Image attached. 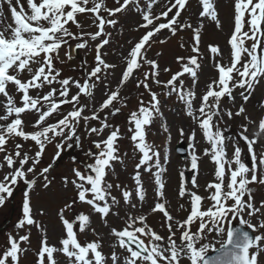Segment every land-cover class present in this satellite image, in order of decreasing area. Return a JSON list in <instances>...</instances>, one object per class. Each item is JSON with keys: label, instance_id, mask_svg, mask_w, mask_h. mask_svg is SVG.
<instances>
[{"label": "snow or ice", "instance_id": "1", "mask_svg": "<svg viewBox=\"0 0 264 264\" xmlns=\"http://www.w3.org/2000/svg\"><path fill=\"white\" fill-rule=\"evenodd\" d=\"M115 3L117 6L110 8L106 0H0V172H4L0 179V207L13 198L21 184L26 186L22 215L14 225L16 234H7L6 246L0 248V264H21L22 256L32 251L33 228L40 233L34 264H264V199L257 204L252 187L264 185V117L253 120L246 115L244 107L255 87L264 80V0H233L227 58L219 45L207 46L216 76L205 85L199 98L194 86L205 58L200 47L204 21L209 20L223 30L216 0H198L200 10L193 13L195 25L191 16L184 19L191 7L190 0H146L143 6L141 0H115ZM5 9L11 23H7L9 16L5 15ZM126 11L141 16L138 27L144 31L124 58L126 66L116 87L106 85L105 98L97 106L95 90L107 79L108 70L116 67L107 63L102 53L112 37L107 28H115L117 15ZM88 14L97 28L94 33L85 31L78 20ZM73 26L77 32L71 30ZM165 30L168 36L161 39ZM186 30L192 32L189 55L177 56L180 70L162 81L160 65L156 59L149 58L148 51L153 44H163ZM97 41L94 66L87 70L86 62L82 65L86 69L83 79L65 77L57 65L71 61L77 50L90 51L91 43ZM180 47L186 46L182 43ZM145 66L148 70L143 72L142 79L136 80V87H142L150 99L145 102L141 93L138 109L128 118L130 140L134 151L140 154L133 180L138 200L144 201L146 193L140 170L147 173H152L153 168L159 170L154 177L158 200L150 211L162 215L161 227L166 229V235L149 225L146 215L132 214L136 205L131 202L132 192L126 189L122 191V199L129 207L121 216V210L115 207L120 201L112 195L113 184L106 179L114 171V162H123L118 145L121 131L109 122V116L115 117L127 107L128 98L121 95V89ZM163 71L170 73L171 69ZM185 75L192 79L193 87H185ZM152 84L165 89L162 93L165 96L175 94L184 105L185 114L210 145L203 155L215 165L214 179L205 185L206 196L199 194L196 174L186 177L185 172L179 173L178 196L189 205L188 208L179 205L181 211L187 212L183 218L169 211L161 175L166 169L161 166L160 152L147 141V128L161 115L160 94L153 91ZM237 90L242 101L238 109L233 112L222 107L225 98L235 104ZM82 97L88 102L82 103ZM26 115L35 119L27 121ZM225 116L229 120L243 116L247 121L240 126L239 139L226 135L228 129L221 127ZM91 121H98L99 126L88 127L89 135L100 136L106 129L111 131L106 139L93 142L97 152H85L88 159L83 162L84 171L76 166L72 169V179L63 178L65 187L73 186L75 196L58 210L62 235L50 243L47 229L35 219L31 192L38 178L43 179L44 188L49 187L51 180L47 174L60 159L65 143L74 138L79 143L78 130ZM250 125L256 127L251 138ZM179 132L184 135L183 128ZM195 139L193 130L191 140ZM240 141L245 148L239 146ZM228 142L233 147L231 157ZM26 143L34 144L36 150L26 149ZM49 145L57 150L53 163L38 172ZM191 148L190 170L198 173L201 157L196 154L194 143ZM257 148L262 150L257 152ZM115 187L119 189L121 185ZM78 203L88 205L91 213L77 211ZM66 212L73 213L72 217H67ZM92 213L104 220L109 235L115 238L110 253L103 251L104 238L91 227ZM38 214L43 216L44 210H38ZM109 216L122 221L123 227L109 226ZM245 216L256 217L257 223ZM236 220L253 232L234 229L231 224ZM85 232L96 238L85 237L81 241L78 235ZM225 232L226 240L214 243L211 239L213 234L222 238Z\"/></svg>", "mask_w": 264, "mask_h": 264}, {"label": "rangeland", "instance_id": "2", "mask_svg": "<svg viewBox=\"0 0 264 264\" xmlns=\"http://www.w3.org/2000/svg\"><path fill=\"white\" fill-rule=\"evenodd\" d=\"M190 4H191V7L189 9V12L186 13V16L188 18H189V16L195 17V19H196V16L193 15V13H198L200 10V8L198 6V0H190ZM216 8H217V11L219 13V19L222 22V24L225 26L226 24L229 23L230 18H232V13H233L232 2L230 0H216ZM157 9L158 8H156V10ZM5 15L9 16V18H10V14L7 12V9H5ZM10 20H11V18H10ZM204 24L206 25L207 30L203 34V36H205L208 33V35L205 36V38H207L208 40L221 41V38L219 36L220 30H218L217 28L214 29L215 24L210 22L209 20H205ZM120 25H121V23H118L115 28L111 27L108 30L109 32L112 33L110 43L112 46L115 45L114 48H112L113 50L119 49L120 45L129 43L128 41L131 40L130 32H127V29L121 30ZM225 27H227V26H225ZM108 61H111V64L115 65L117 59H111V60L108 59ZM119 71H120V69H118L117 72H114V73L119 74V77L115 79V87H116L117 82L119 81L120 75L122 73ZM136 78H137V75L135 74L133 80H136ZM205 81H207V80L203 79L199 82V86H200L199 88H201V86H204ZM128 83H132V80H130ZM126 89H127V84L121 89V91H123V96H125V97L128 96V93H126ZM238 93H239V90H237V92L234 93V95H236L235 104H233L231 101H229L227 98H225L222 101V107L231 108L232 111L235 112L242 103V101L239 98ZM95 94H96V98H101V96H102L101 88H98ZM179 110L183 111L184 105H181L179 107ZM248 112L250 113L251 116H253L251 111L248 110ZM177 113H178V108H169L168 107V108L164 109L163 110V116L168 121V122H166L164 120V124H166V125L168 124L170 136L173 140V145L176 143V141L178 139H181V138H184L187 141H189L191 143V145L193 143L195 144V152L198 156L201 157V159H200L201 167H199V172L197 174L191 172V176L193 174L197 175L198 183L200 185L199 194L206 196L207 193L205 192V185L214 179L210 173V168H211L213 163L210 161L209 157H206L203 155V150L205 149V147H208V144H205L203 142V136H201V134H196L195 141L191 140V134L188 132V130L191 127V125H190L191 119L186 114L179 120L181 126L185 127L184 135L181 136L177 126H175V122H172V120L175 118V115L176 116L178 115ZM85 114L87 115L89 113L86 112ZM234 118L235 117H233V119ZM243 118L244 117L242 116L241 119H243ZM233 119L229 120L227 118V116H225L224 122L222 124H224V123L228 124L229 122H232ZM244 121H245V119H244ZM239 122H240L239 120H236V123H239ZM171 126H172V131L175 132L174 135L172 134ZM163 129H164V127H163ZM197 138H199V140H197ZM171 148H172V146H171ZM261 150L262 149L257 148V152H259ZM227 151H228L229 155L232 154L231 150L227 149ZM167 157H168V161L170 163L169 173H170V177H171V182H172V184L175 185V184H177V177H178L177 173L178 172L180 173L181 171L185 172L186 169H190L191 156H188L186 158H179L178 156H176L174 154V150L173 151L171 150V152H169L167 154ZM2 178H3L2 172H0V179H2ZM254 186H255V189L257 190V193L254 195V197H255V201L258 204L260 193H262L264 191V185L256 184ZM187 206H189L188 203H187ZM2 209L0 210V215H1L0 216V225L2 224V217H3L2 215H5V216L8 215V207H6L7 211L1 213ZM116 221H117L116 217L112 216V217L108 218L107 223L109 226L113 227L116 225ZM103 224H105V222H103ZM103 228H105V225H103ZM107 232H109V228L104 233H107ZM224 238H225V235L221 238V237L215 236V234H213V236L211 237V239L213 240L214 243L217 240L224 239ZM6 243H7V233L4 230L0 231V248H1V244L6 245Z\"/></svg>", "mask_w": 264, "mask_h": 264}]
</instances>
